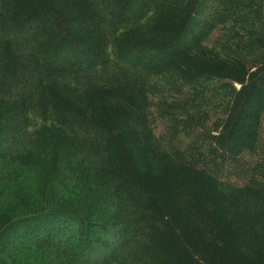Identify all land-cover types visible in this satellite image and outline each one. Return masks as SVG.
<instances>
[{
	"label": "trees",
	"instance_id": "1",
	"mask_svg": "<svg viewBox=\"0 0 264 264\" xmlns=\"http://www.w3.org/2000/svg\"><path fill=\"white\" fill-rule=\"evenodd\" d=\"M0 264H264V0H0Z\"/></svg>",
	"mask_w": 264,
	"mask_h": 264
}]
</instances>
